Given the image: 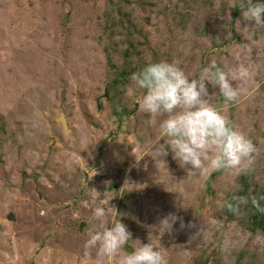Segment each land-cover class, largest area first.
<instances>
[{
	"label": "rangeland",
	"instance_id": "1",
	"mask_svg": "<svg viewBox=\"0 0 264 264\" xmlns=\"http://www.w3.org/2000/svg\"><path fill=\"white\" fill-rule=\"evenodd\" d=\"M241 4L0 0V264H96L84 244L101 205L131 232L125 251L150 236L167 264L201 255L210 264H264V233L222 214L241 171L201 175L170 150L162 157L163 141L139 108L142 92L128 94L131 79L109 88L130 44L136 72L163 60L190 79L212 62L236 74L237 102L225 104L211 85L208 101L255 145L248 170L264 182V28L245 30Z\"/></svg>",
	"mask_w": 264,
	"mask_h": 264
},
{
	"label": "clouds",
	"instance_id": "2",
	"mask_svg": "<svg viewBox=\"0 0 264 264\" xmlns=\"http://www.w3.org/2000/svg\"><path fill=\"white\" fill-rule=\"evenodd\" d=\"M240 7L245 30L248 24L264 28V3L247 0ZM245 75L240 70L239 77L243 79ZM130 79L128 94L142 92L138 98L140 111L149 116L147 123L157 129L163 141L156 147L159 155L165 157L170 150L182 168L201 175L224 169L246 171L251 167L255 145L233 126L222 107L208 101L211 85L219 89L225 104L237 102L241 91L233 84L236 74L212 62L199 78L190 79L176 62L162 60L147 64ZM108 217L109 210L102 205L92 210L98 225L88 233L84 249L86 255L96 250V264H167L150 236L148 243L125 251L132 234L121 220L110 222ZM176 219L171 217L172 222ZM161 223L172 227L169 218Z\"/></svg>",
	"mask_w": 264,
	"mask_h": 264
},
{
	"label": "trees",
	"instance_id": "3",
	"mask_svg": "<svg viewBox=\"0 0 264 264\" xmlns=\"http://www.w3.org/2000/svg\"><path fill=\"white\" fill-rule=\"evenodd\" d=\"M243 1L246 4L247 0ZM234 10L238 12L240 10L239 6L235 7ZM109 51L107 53L111 60L114 52ZM136 52L137 50L133 48V44H130L123 51L126 61L122 67L115 70L118 65H112L114 71L110 75L112 79L109 88L115 91L129 83L130 77L138 69L131 64L129 57L131 56L130 53L136 54ZM125 110L126 108L122 109V111ZM3 126L5 125H0V130H3ZM237 181V189L229 192L226 196L222 214L227 220L236 221L252 233H264V182L257 178L253 169L241 171ZM208 183L210 184V179ZM193 264H210V262L208 257L201 255L195 258Z\"/></svg>",
	"mask_w": 264,
	"mask_h": 264
},
{
	"label": "water",
	"instance_id": "4",
	"mask_svg": "<svg viewBox=\"0 0 264 264\" xmlns=\"http://www.w3.org/2000/svg\"><path fill=\"white\" fill-rule=\"evenodd\" d=\"M58 119L62 122V124H63V126H64V128L66 130H70L69 127H68L67 120L65 118V114L64 113H62L61 116Z\"/></svg>",
	"mask_w": 264,
	"mask_h": 264
}]
</instances>
